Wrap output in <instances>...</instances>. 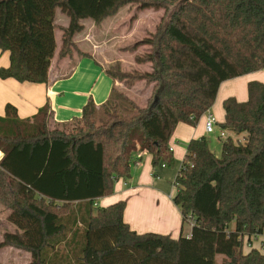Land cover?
I'll list each match as a JSON object with an SVG mask.
<instances>
[{
	"label": "trees",
	"instance_id": "trees-1",
	"mask_svg": "<svg viewBox=\"0 0 264 264\" xmlns=\"http://www.w3.org/2000/svg\"><path fill=\"white\" fill-rule=\"evenodd\" d=\"M127 3L168 10L163 29L135 44L149 71L107 68L128 85L144 80V106L113 85L107 100H89L81 115L54 120L50 105L20 118L8 103L0 116V202L14 230L0 248L31 253L29 264H264L252 236L264 234V82L248 83V99L229 96L221 155L208 138L192 139L175 179L173 202L189 236L139 233L124 220L125 200L99 206L145 154L152 166L174 165L169 141L179 123L196 125L222 82L264 68V0H0L2 79L48 83L54 59L85 54L74 40L82 20L96 24ZM69 18L58 46L55 17ZM235 222V229L229 230Z\"/></svg>",
	"mask_w": 264,
	"mask_h": 264
},
{
	"label": "crops",
	"instance_id": "crops-1",
	"mask_svg": "<svg viewBox=\"0 0 264 264\" xmlns=\"http://www.w3.org/2000/svg\"><path fill=\"white\" fill-rule=\"evenodd\" d=\"M61 14L66 16L62 12ZM66 18L67 24H64V18H62V24L56 23L61 36L62 29L69 24V18L67 16ZM56 36L58 46H60L61 41H59L57 30ZM74 40L77 42L75 36ZM84 52L85 54L77 56L73 60L57 59L56 57L50 68L48 83L20 82L14 78L2 79L0 77V116L5 115V107L8 103L17 108L18 116L23 119L36 115L41 108L48 104L54 120L64 122L80 116L83 107L89 100H92L97 106L104 103L116 82L107 74L103 62L90 51ZM9 64V52L0 51V68L7 67ZM253 80L264 82V69L222 82L216 100L209 110L213 111L219 101H222L221 106L223 107V101L229 96H234L239 101L247 100L248 83ZM244 87H246V91ZM215 116L216 125L221 128L225 117L224 107ZM221 130L223 129L221 128ZM207 134L209 133L205 130L204 114L196 125L179 123L169 141L175 160L173 166L169 167L160 163L154 169L152 155L145 154L133 166L131 177L119 178L115 183L113 194L99 198L97 204L108 206L119 200H125L124 220L131 229L139 233L156 232L169 234L174 238L179 237L184 233L187 223H183L181 210L173 202L177 187H172L170 181L176 179L186 155L188 143L192 139L203 136L208 138ZM226 134L228 135V132ZM2 157L3 152L0 150V160ZM8 214L9 211L5 219L7 224H11ZM191 231V228L187 230L186 236H189ZM252 245L264 253V234L252 236Z\"/></svg>",
	"mask_w": 264,
	"mask_h": 264
},
{
	"label": "rangeland",
	"instance_id": "rangeland-1",
	"mask_svg": "<svg viewBox=\"0 0 264 264\" xmlns=\"http://www.w3.org/2000/svg\"><path fill=\"white\" fill-rule=\"evenodd\" d=\"M178 6L179 3H175L170 5L168 10L163 8L142 9L137 4L127 3L120 6L114 14L99 24L91 19H84V29L75 35L77 46L80 51L93 53L107 68L114 69L117 67L125 72L149 71L152 64L150 62L138 63L136 56L150 52L151 46L141 44L135 47V44L146 37H150L158 29H163L170 15ZM62 18L65 19L64 24H67L66 16L58 10L55 17L56 23L62 24ZM57 35L61 41L59 29H57ZM115 82L116 91L128 95L141 106L147 103L152 92V85L144 80H137L131 86L121 78H116ZM244 90H247L246 87ZM221 105L222 101H219L213 111L209 110L210 113L214 116L217 115V112L223 109ZM221 131V128L216 125L214 131L207 134L209 146L218 156L221 155V138L224 139V136H221ZM174 182L175 178L170 181L172 187H176ZM8 211L9 209L0 202V240H2L4 232L14 230L13 224H7L5 219ZM190 228L192 229V226L187 222L183 231L184 236ZM228 229L234 230L235 222L230 223ZM30 260L31 254L28 251L16 247L0 248V264H28ZM221 262L222 258L219 256L216 263L221 264Z\"/></svg>",
	"mask_w": 264,
	"mask_h": 264
},
{
	"label": "built area",
	"instance_id": "built-area-1",
	"mask_svg": "<svg viewBox=\"0 0 264 264\" xmlns=\"http://www.w3.org/2000/svg\"><path fill=\"white\" fill-rule=\"evenodd\" d=\"M204 115H205V130H206V132L211 133L214 131L215 126L217 124L216 123L217 122L216 117L212 113H210L209 110L206 111L204 113ZM226 135H227L226 131L222 130L221 136L225 137ZM191 226H192V223H191Z\"/></svg>",
	"mask_w": 264,
	"mask_h": 264
}]
</instances>
